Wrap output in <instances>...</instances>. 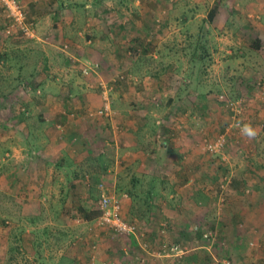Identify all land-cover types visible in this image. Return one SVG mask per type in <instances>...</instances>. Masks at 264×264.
Wrapping results in <instances>:
<instances>
[{
    "label": "crops",
    "instance_id": "obj_1",
    "mask_svg": "<svg viewBox=\"0 0 264 264\" xmlns=\"http://www.w3.org/2000/svg\"><path fill=\"white\" fill-rule=\"evenodd\" d=\"M38 1L22 3L36 27L43 70L34 83L8 91L13 100L0 104V205L8 204V220L32 243L42 239L43 246L58 250L66 241L74 254L81 253L75 238L94 221L88 213L103 184L107 195L119 193L122 218L137 228L132 244L119 246L116 264H190V252L204 246L179 256L160 248L168 242L186 247L185 239L195 235L191 228L206 220L200 192L210 186L202 148L195 144L201 129L192 137V124L201 118L190 113L212 106L209 72L226 79L258 73L247 62L259 56L221 52L236 45L255 54L262 50L264 0H136L117 11L76 0H50L37 8ZM200 9L204 15L198 17ZM227 22L236 29L227 32ZM255 41L260 46L253 49ZM77 61L97 63L98 73L83 77ZM110 77L116 79L109 86L116 99L109 118L96 115L102 98L93 88ZM243 221L237 215L231 227ZM27 247L21 250L35 254Z\"/></svg>",
    "mask_w": 264,
    "mask_h": 264
},
{
    "label": "rangeland",
    "instance_id": "obj_2",
    "mask_svg": "<svg viewBox=\"0 0 264 264\" xmlns=\"http://www.w3.org/2000/svg\"><path fill=\"white\" fill-rule=\"evenodd\" d=\"M57 1L62 3L70 2V0ZM135 1L136 0H76V2L72 3H80L82 6H84V4L86 5V3L96 6L105 5V7L110 8V11H117L118 7L120 10L132 7ZM59 2L58 4L51 3L53 5L49 7L51 9L57 8ZM37 3L39 4L37 8H44V5L50 3V0H39ZM21 5L25 11L26 20L33 26V30L35 31L36 27L34 28V22L27 14L28 10L24 8L22 0ZM33 5H36V3H33ZM202 11L203 9H200L197 13L198 17L204 15ZM116 16L117 15H115V21ZM8 26V15L0 4V104L4 103V101H8V91L11 89L14 90L19 83H24L26 81L31 82L27 75V72L30 70L29 68H33L34 65L33 72L35 74H41V70H43V64L41 63V61H43L41 59L42 56H40V52L35 45L36 43L38 44L39 41L36 42V38H31L29 36L23 35L25 38L20 37L21 34L18 35L16 31L14 33L10 29L11 27L9 28ZM225 26L224 28L227 29V32L231 31V29H236L230 22H227ZM81 31L84 38L87 34L83 32L84 30ZM34 35L36 36V33ZM97 36L100 37V35ZM169 37L175 40L178 38L176 34L172 33ZM77 38H79L78 35ZM228 40L232 45L233 41L231 39ZM260 40V42L264 43V37H262V35ZM226 41L227 40H225V42ZM206 44L203 46L209 48V43ZM252 46L254 49V44ZM144 47L148 48L147 46ZM174 48L178 49V54L182 51L180 50L181 47L178 48L177 45H175ZM226 49L235 53L237 57L242 56V59L245 57L249 59V57L259 56V61L247 62V67L254 63L253 65L257 66L259 71L256 70L258 73H256L252 79L235 77L232 75L231 78L226 79V77H223V73L217 72V74L212 75V71L209 72L214 78H209L212 80L210 90H213L212 94L215 95L212 100V106L210 109L198 110L197 112L193 111L190 113L191 115L201 118V121L198 120L199 122H197V119H195V122L192 124V129L194 131L192 137H196L197 132L201 129L199 132L201 140L195 141V144L197 148L198 145L200 149L202 148L201 151L206 162L205 180L210 186L207 191L200 192L202 195H200V198H202V203L206 211V220L194 226H197L202 233H212L214 239L210 241L203 239L202 242L200 237L198 238L194 235L195 241L192 243V241L188 242L186 240L187 243L184 244L186 246L184 248H186V252H188L194 246H204L206 251L210 252V254L213 255L212 257H214L212 258L213 262H208L209 264H216V260L220 259H230L236 264H264V223L262 231L258 228L264 220L255 222L252 217L254 214L258 215L260 219H264V79L262 78V76H264V44L262 50L258 51V53L256 52L257 54L251 52V50L246 47L238 45L232 46L231 48L226 47L221 53L225 54L224 50L226 51ZM24 54L27 57V59L24 60V64H26L25 66H28V68L25 70L22 77V75L18 76L14 73L16 67L8 68V65L4 62V58L7 60L8 56L11 58L19 57L20 63L22 61L21 57ZM222 59L223 58H221V60ZM72 65H74V63ZM237 65L244 66L246 64L237 63ZM96 71L92 72L89 77L98 73L99 70ZM219 73L221 78L218 79ZM83 77L89 78L88 76ZM11 78H14V80ZM79 78L83 81L81 77ZM107 80L108 79H98L97 88L94 87L93 89H98V93L100 90L101 94L103 86L109 88L111 83L116 84L113 81L114 78L111 79L110 77V80ZM175 80L172 82L173 84ZM32 83L34 82L32 81ZM173 86L176 87V84ZM114 89L115 87L113 91H108L110 102L111 99H116ZM247 90L248 92H246ZM221 95L227 97L226 100L232 99L233 106H226L225 103L219 99ZM13 96L9 100H13ZM18 99H20V97ZM103 103L104 101L102 98V106ZM97 111L95 113H97ZM112 114L111 109L108 117L110 118ZM93 115L95 114L93 113ZM256 123H258V125L253 127ZM222 135L225 136L226 142L224 149L220 153L211 154L203 149V144L213 141ZM188 138L191 139V137ZM221 185H225L222 190L220 188ZM100 192L98 194L95 192L93 193V205L88 213L92 217L94 216V221L90 225L84 226L82 233L78 235V238H75V240L80 242V246L84 247L81 249V253L79 252L80 250H76L77 255L74 254V249L70 250L68 248L69 245H67L66 241H61L59 245L61 248L58 250H55V247L48 249L46 246H43L42 239L39 244H37V240H34V243L28 241V237L23 234V230L18 227L16 228L15 223L8 220V204L7 206L0 205V264H98L101 260L107 264H116L118 261L117 251L119 246H129L134 240L130 239L131 236H118L112 231L102 228L97 224V202ZM108 192L111 194L113 193V191L110 190ZM255 192L257 195L258 193L261 194L256 196L254 195ZM117 194L119 193L114 192V195H112L116 196ZM116 197L115 199L120 201L118 197ZM248 199L249 205L245 202ZM237 215H241L245 221V225L239 226V228L238 225L237 227H231V224H237L234 222V218ZM223 218L232 221L225 225ZM252 221L259 223V226L253 228ZM192 228L191 231H193ZM25 234L27 235L26 230ZM22 236L24 238H22ZM194 236H191V239H194ZM140 239L142 238H139V240ZM151 242L153 243L152 246H156L155 241L151 240ZM23 244L24 246L28 244L27 249L32 250L35 254L31 251L23 252L24 250H21ZM146 245L144 241H141V246L143 248H145ZM172 245L178 244L173 242L170 244V242H168L160 246L163 254L169 252V247ZM37 249L41 251L36 252ZM213 250L217 253L216 255ZM191 253L192 252H190V255ZM104 254L107 255V258H104Z\"/></svg>",
    "mask_w": 264,
    "mask_h": 264
},
{
    "label": "built area",
    "instance_id": "obj_3",
    "mask_svg": "<svg viewBox=\"0 0 264 264\" xmlns=\"http://www.w3.org/2000/svg\"><path fill=\"white\" fill-rule=\"evenodd\" d=\"M0 4L5 9V12L8 15L9 28L15 33L20 31L22 35L29 36L31 38H36L35 31L33 30V26L29 24L26 20L25 11L21 5V0H0ZM63 51L68 50V46H62ZM81 65L80 71L83 76H89L92 72L96 71L99 67L97 63L85 62L81 63L77 61V64ZM114 82L116 79L113 80ZM102 87V85H101ZM109 88L106 86L102 87V98H103V106L101 109L97 111V115L99 116H109L110 109V101L108 98ZM222 98V97H221ZM228 106H233V103L230 100H226ZM225 136H219L213 141L207 142L203 144V149L211 154L220 153L225 147ZM225 187V185H221V190ZM98 189L102 192L99 196L97 202V211L98 216L96 218L97 224L105 228L109 231H112L114 234L118 236H136L137 228L135 224L126 222L121 215V202L116 200L114 197H111L104 193V185L99 184ZM199 230L197 226L193 227V231L196 232ZM202 238L210 241L214 239L212 233L203 232ZM186 252V248L181 247L179 245H172L169 247L168 255H182ZM216 264H235L229 259L216 260Z\"/></svg>",
    "mask_w": 264,
    "mask_h": 264
},
{
    "label": "trees",
    "instance_id": "obj_4",
    "mask_svg": "<svg viewBox=\"0 0 264 264\" xmlns=\"http://www.w3.org/2000/svg\"><path fill=\"white\" fill-rule=\"evenodd\" d=\"M26 18V17H25ZM28 22V21H27ZM31 22V21H30ZM17 34L19 35V34H21L20 35V37H23V38H25L23 35H22V33L20 32V31H18L17 32ZM260 45H259V42H257V41H255V43H254V49L255 48H258ZM22 58V61L19 63V57H17V58H11V57H9L8 56V59L6 60L5 58H4V62L8 65V68L10 67V68H15L16 67V70L14 69V73L15 74H17L18 76L20 75H22V77H23V73L25 72V70L28 68V66L26 67L25 65L26 64H24V60L25 59H27V57L25 56V54L21 57ZM8 60H9V62H8ZM26 67V68H25ZM33 68H34V65H33ZM33 68L31 67V68H29L30 70H32V71H30L29 70V72H27V75H28V78H29V80L30 81H33L34 80V77H35V73L33 72ZM12 80H14V78H11ZM16 79V78H15ZM11 80V81H12ZM23 83V82H22ZM22 83H19L16 87H20L21 85H24V84H22ZM15 87V88H16ZM11 94V93H10ZM10 94H8V96H10ZM222 97V98H221ZM219 99L222 101V102H224L225 103V105L226 106H228V104L226 103V99H227V97H224L223 95H221L220 97H219ZM230 101L232 102V99H230ZM229 107H231V106H229ZM193 229V228H192ZM193 234H195V236L197 235V237L199 238L200 237V240L203 242V238H202V231H199V230H197L196 232H193ZM195 236H194V239L192 238H190V237H188L187 239H185V240H187L188 242H190V241H194L195 240ZM215 242H216V240H215ZM180 244V243H179ZM192 244V243H191ZM214 251V250H213ZM208 251H204V249H202V251L201 252H199L198 254H196V253H194V252H192L191 253V255H189L190 256V261H191V263L193 262V261H198L199 263L198 264H209L208 262H213V259L212 258H214V257H212L213 255H211L210 254V252H208ZM214 253H215V251H214ZM217 253H215V255H216ZM211 258V259H210ZM212 260V261H211ZM221 260V259H220ZM230 260V259H229ZM202 262V263H201ZM233 262V261H232ZM190 263V264H191ZM211 264V263H210ZM236 264V263H235Z\"/></svg>",
    "mask_w": 264,
    "mask_h": 264
}]
</instances>
